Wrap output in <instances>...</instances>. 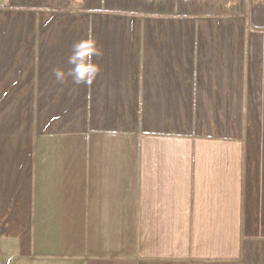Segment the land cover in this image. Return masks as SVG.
I'll return each mask as SVG.
<instances>
[{"label":"crops","instance_id":"0c3cea01","mask_svg":"<svg viewBox=\"0 0 264 264\" xmlns=\"http://www.w3.org/2000/svg\"><path fill=\"white\" fill-rule=\"evenodd\" d=\"M78 41L99 75L60 83ZM9 241L24 264H264V0H0Z\"/></svg>","mask_w":264,"mask_h":264},{"label":"clouds","instance_id":"9594fccd","mask_svg":"<svg viewBox=\"0 0 264 264\" xmlns=\"http://www.w3.org/2000/svg\"><path fill=\"white\" fill-rule=\"evenodd\" d=\"M83 43V41H78L73 45L72 53L68 57V63L71 67L67 72L61 68L54 69V76L58 82L64 83L70 77L75 85H90L98 77L101 69L91 58L101 55V52L93 43L90 46L91 52L87 55L82 54L81 45Z\"/></svg>","mask_w":264,"mask_h":264},{"label":"rangeland","instance_id":"374dc122","mask_svg":"<svg viewBox=\"0 0 264 264\" xmlns=\"http://www.w3.org/2000/svg\"><path fill=\"white\" fill-rule=\"evenodd\" d=\"M7 246L0 252V258L8 260V261H4L5 262L4 264H24L22 262L17 263L15 261V259L18 257L16 251V243L14 241H9Z\"/></svg>","mask_w":264,"mask_h":264}]
</instances>
